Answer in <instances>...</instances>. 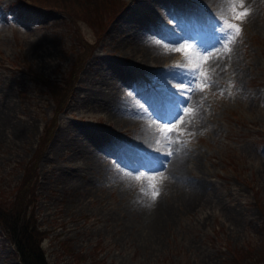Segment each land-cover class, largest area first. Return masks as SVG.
Here are the masks:
<instances>
[{"label": "rangeland", "instance_id": "1", "mask_svg": "<svg viewBox=\"0 0 264 264\" xmlns=\"http://www.w3.org/2000/svg\"><path fill=\"white\" fill-rule=\"evenodd\" d=\"M13 1L0 0V225L28 212L51 264H264V0ZM173 1L187 10L164 12ZM179 27L182 38L161 34ZM155 32L160 52L132 43ZM182 44L192 47L177 52ZM106 77L118 87L114 103L141 95L160 127L178 119L177 83L193 89L179 115L192 111L172 133L144 129L138 105L107 103ZM57 85L68 93L55 95ZM113 151L144 166L124 176ZM165 158V173H154ZM1 230L0 264H18Z\"/></svg>", "mask_w": 264, "mask_h": 264}, {"label": "trees", "instance_id": "2", "mask_svg": "<svg viewBox=\"0 0 264 264\" xmlns=\"http://www.w3.org/2000/svg\"><path fill=\"white\" fill-rule=\"evenodd\" d=\"M24 0H20L23 3ZM34 1V0H31ZM48 10V9H47ZM46 11V10H45ZM50 11V10H48ZM46 11V12H48ZM49 13L46 15L48 16ZM56 90L53 92L57 95L60 93H68L69 86H59L54 87ZM52 92V91H51ZM43 150L40 153L42 155ZM15 213L13 211L9 214V217H13ZM11 217V219H12ZM5 221V220H4ZM34 219L30 218L28 212L22 211L20 215H14L13 223L5 221L1 226L4 232V236L10 241L14 248L15 255L18 260V264H51L48 261L41 249L40 240H38L37 235L38 228L34 224ZM230 260H232L230 258ZM233 261V260H232ZM262 258L249 260V264H262Z\"/></svg>", "mask_w": 264, "mask_h": 264}, {"label": "bare ground", "instance_id": "3", "mask_svg": "<svg viewBox=\"0 0 264 264\" xmlns=\"http://www.w3.org/2000/svg\"><path fill=\"white\" fill-rule=\"evenodd\" d=\"M130 33V32H129ZM136 34H138V33H136ZM145 35V34H144ZM129 38H132V37H129ZM136 38V37H135ZM132 38V43H135L140 49H146V50H148V51H151L150 49H155L156 51H162L161 49H160V47L159 46H161V44L159 45V43H157L156 42V44L157 45H159V46H157L156 44H153V43H148V41H145V40H143V39H139V38ZM148 46H149V48H148ZM166 49V48H165ZM169 50V49H168ZM153 52V51H152ZM151 52V53H152ZM159 54V53H158ZM157 54V55H158ZM160 55V54H159ZM181 73V72H180ZM109 84V85H108ZM128 84H131L129 81H128ZM107 85V88H106V90H103L102 88L104 87V86H106ZM117 90H118V87L117 86H115L112 82H111V79L109 78V77H106L105 79H103L102 81H101V84H100V87H99V91H103L105 94H108V93H111V100H109V101H107V103L110 105H113V104H115V108H117L118 107V105H119V107H121L122 105H128V104H134V105H138V106H140L139 105V101L138 100H140L139 98H129L128 96L126 97V99H118L117 100V102H115L114 103V101L116 100V97H117ZM119 90H120V88H119ZM102 92V93H103ZM73 93V92H72ZM113 98H115V100L113 99ZM107 100V99H106ZM147 104H148V102H146ZM68 104V103H67ZM67 104L59 111L60 113L61 112H64L65 111V108H66V106H67ZM146 104V105H147ZM126 107V106H125ZM114 108V107H113ZM112 109V108H111ZM128 112V111H127ZM135 114H140L141 116H140V119L142 120V124H143V126H142V128H144V129H147L148 128V123H145V122H143L144 120H149L150 119V117L147 115V112L146 111H139V113H135ZM134 114V115H135ZM152 114H154V112H152ZM155 115V114H154ZM138 123H139V121H137ZM53 124H55V123H53ZM77 137V136H76ZM74 138V137H73ZM66 143H69L71 146H75L76 148H78V150H77V152L76 153H78V154H81L80 155V157H82L83 155H82V153L81 152H83V154H85L86 156L84 157L83 156V158L85 159V160H88V159H90V160H94V166H101V164L103 163H101V162H99V157H98V153H94V151H91V150H88V149H86L87 147H85L84 145V143L83 142H81V141H74V140H70V142L68 141V139L66 140ZM101 146V145H100ZM90 147V146H89ZM102 148L100 147V149L99 150H101ZM101 152L103 153V155H105L106 157H107V155H106V153H104L103 152V150H101ZM43 153L44 152H42V155L41 156H43ZM77 154V155H78ZM110 155V154H109ZM79 157V156H78ZM112 157H114V156H112ZM177 157V156H176ZM175 157V158H176ZM79 159V158H78ZM149 159V158H148ZM177 159V158H176ZM175 159V160H176ZM84 160V161H85ZM181 162V161H180ZM91 163V162H90ZM92 164V163H91ZM171 165L172 166H174V170H176V171H179V164L177 163V162H171ZM125 166L127 167V164L125 163ZM171 167V166H170ZM116 168H118V170L120 171V168L119 167H116ZM173 168V167H172ZM173 172V171H172ZM176 173V172H175ZM123 175V174H122ZM125 176V175H124ZM174 185H175V183H174ZM174 188V187H173ZM175 188H176V186H175ZM175 190V189H174ZM184 193V192H183ZM186 194V193H185ZM159 206V205H158ZM169 213V212H168Z\"/></svg>", "mask_w": 264, "mask_h": 264}, {"label": "snow or ice", "instance_id": "4", "mask_svg": "<svg viewBox=\"0 0 264 264\" xmlns=\"http://www.w3.org/2000/svg\"><path fill=\"white\" fill-rule=\"evenodd\" d=\"M233 11H236L235 8L233 9ZM247 15H248V11H247V9H245V10H243V11H239V12H237L236 15H235V17H234V19H235L236 21H242L245 17H247ZM227 28H228V29H232V30H234V36H239L240 31H241L240 26H239V23H229V24H227ZM221 39H223V37H220V36H219L218 42H219ZM227 39L232 40L233 37H228ZM218 42H217V43H218ZM213 46H215V44L212 45L211 47H213ZM224 46L227 47V44H225ZM191 47H192V45H184V44H182V45L180 46V48H177V49H176V51H177V52H180V51H185V52H186V50H187L188 48H191ZM211 47H209L207 50H203L205 53H207V54H204V55L201 57V59H202L205 63L208 62L210 59H212V53H211V51H210ZM198 67H199V66L197 65V68H198ZM197 68H194V69L191 71V73H190V75L193 77V79H192V80H188V81H186L189 85H191L192 83L195 82L194 78H195V75H196V70H197ZM199 75H200V76H203V77H206V76H207V73H206V72H200ZM160 87L163 88V85H161ZM196 87H197V88H200L201 90H203L200 84H197ZM191 91H193V89H192L191 87L185 88V84H184V83H177V85H176V92H177V94H178V95L183 99V101H184V103H183L182 105H180V107H179V112H180L181 106H183V105H187V103H188V100L185 98V93H186V92H191ZM162 94L166 95V93H164V92H162ZM191 111H192V110H191L190 108H188V107H183V113H184V115H179V112H178V115H177L178 119L176 120V122L167 121V122L162 123V130H163L165 133H172V132L177 128V125H178V124L183 123V122L185 121V116H186L187 114H189ZM156 119H157V118H156ZM167 155H171V153H168ZM167 162H168V161H167L166 158L163 159V160L161 161V167L163 168V165H164L165 163H167ZM117 163H118V162H117ZM136 179L139 180L140 177L137 176ZM147 179H149V180H151V181H154L156 178H155L154 176H150V177H147ZM149 187H150V188H155L156 185H155L154 183H152V184L149 185ZM158 195H159V191H158V190H154V191L151 192V198H152L153 200H155V198H156Z\"/></svg>", "mask_w": 264, "mask_h": 264}]
</instances>
